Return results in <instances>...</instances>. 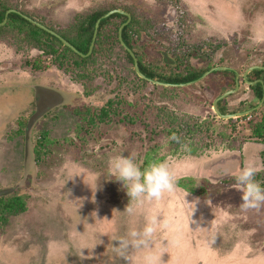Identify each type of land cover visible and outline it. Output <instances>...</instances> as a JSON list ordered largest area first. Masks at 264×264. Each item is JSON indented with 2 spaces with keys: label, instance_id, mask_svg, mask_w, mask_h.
<instances>
[{
  "label": "rangeland",
  "instance_id": "obj_1",
  "mask_svg": "<svg viewBox=\"0 0 264 264\" xmlns=\"http://www.w3.org/2000/svg\"><path fill=\"white\" fill-rule=\"evenodd\" d=\"M252 1L0 0V6L57 32H73L98 10L124 11L136 19V48L146 64L170 65L162 70L167 75L185 62L238 72V91L218 102L231 114L258 104L243 81L249 67L264 65L257 20H264V5ZM17 31L0 35V195L19 197L25 211L0 223V264H125L115 239L146 215L161 218L151 250L162 254V264H264V205L241 209V192L226 174L255 161L264 185V107L219 118L213 106L235 89L230 74L179 87L141 82L121 44L108 61L123 83L96 74L82 79L83 72L59 68L49 45L26 43ZM82 108L100 114L91 126L74 114ZM42 134L44 147L37 146ZM128 153L142 165L166 160L176 177L174 190L160 199L129 205L131 215L126 192L107 169L110 156ZM144 251L123 255L143 264Z\"/></svg>",
  "mask_w": 264,
  "mask_h": 264
},
{
  "label": "trees",
  "instance_id": "obj_2",
  "mask_svg": "<svg viewBox=\"0 0 264 264\" xmlns=\"http://www.w3.org/2000/svg\"><path fill=\"white\" fill-rule=\"evenodd\" d=\"M9 10L12 9L4 4L0 6V24L4 22L6 13ZM111 11L113 10L102 9L80 18V20L76 23L77 25L72 26L73 32L72 30L66 32L53 31L69 42L79 53L82 55H87L93 40L97 22ZM127 20V17L121 14H114L102 20L99 25L94 51L88 57H82L79 54L73 52L71 49L64 46V44H62L58 38L41 30L16 13H11L8 17L7 23L3 26H0V35H6L8 32L18 29L17 34L23 35L21 38L26 43H33V45L37 46L38 48L44 47L46 49L49 45V50H51V53L54 55V62L59 66V68L71 70L72 72L74 71L77 73V75L80 72H83L84 74L79 76L82 79H89V77L96 74L95 79L97 77H104L106 80L109 79V82H112L113 80L119 78L114 77L113 72L117 71H115L113 64H109V61H112L111 56H113V48L115 45H121V42L119 41V29L124 23L127 22ZM138 36L140 37V32L138 30V26L136 25V19L133 17L132 21L126 27H124L122 38L125 45L137 58L140 72L146 78L173 85L188 84L198 80L207 71L197 70L185 62L184 68H181V66L179 67L177 65V72L170 73L168 75L165 74L163 71L165 68H169L170 65H165L161 66L162 68H158V66L148 63L146 64L143 61L144 57L142 54H139V51H137L136 48ZM42 37H44L46 40L41 45H39L37 41H41ZM44 48H42V51L41 49L39 50L42 53H46L47 51ZM122 48L124 49V47ZM123 51L130 65L134 67V60L131 55L125 49ZM180 63L184 64V60L181 59ZM106 67H108V69ZM134 73L141 82L146 81L139 78L135 71ZM255 77L262 78L264 80V71L257 70L255 72ZM120 83H123L122 80H120ZM252 88L256 97L261 99L263 96V86L258 84ZM112 102L113 101H109L108 104ZM105 112L107 114V111H104V114ZM96 113H94V111H92L90 108H82L80 110H75L74 114L84 118L85 120L89 118L88 121H86V124L91 126L100 116V114L96 115ZM82 130V125L77 126L75 129L76 134L79 135L83 132ZM45 138V134H42V137L39 140L40 142L37 146H46L43 142ZM40 156L41 153L37 152V158H40ZM24 211L25 204L19 197H13V195H0V223H4L5 221L7 223L8 218L18 215Z\"/></svg>",
  "mask_w": 264,
  "mask_h": 264
},
{
  "label": "clouds",
  "instance_id": "obj_3",
  "mask_svg": "<svg viewBox=\"0 0 264 264\" xmlns=\"http://www.w3.org/2000/svg\"><path fill=\"white\" fill-rule=\"evenodd\" d=\"M172 138L176 139L175 136ZM261 167L262 165L255 161L245 160L237 170L234 172L229 170L226 173L233 176L235 185L241 192L240 207L243 210L258 209L264 205V185L256 179ZM107 169L115 181L120 183L129 198L126 206L129 215L133 213V208L129 206L132 203L141 204L158 200L163 193L171 192L175 188V173L166 160L142 165L135 153L116 154L108 158ZM192 204L195 205V203ZM160 222L161 218L146 215L141 226L130 227L123 235L115 239V247L120 249L125 264L129 262L123 254L132 248L145 250L143 264H162V254L157 258L151 250L154 234Z\"/></svg>",
  "mask_w": 264,
  "mask_h": 264
},
{
  "label": "water",
  "instance_id": "obj_4",
  "mask_svg": "<svg viewBox=\"0 0 264 264\" xmlns=\"http://www.w3.org/2000/svg\"><path fill=\"white\" fill-rule=\"evenodd\" d=\"M11 13H16V14H19L20 16H22L24 19H26L28 22H30L31 24L37 26L38 28H40L41 30L47 32L48 34L58 38L62 44H64V46L68 47L69 49H71L73 52L79 54L80 56L82 57H88L90 56L93 51H94V48H95V43H96V39H97V36H98V29H99V25L101 23L102 20L106 19L107 17H110L114 14H121L123 16H126L127 17V22L125 24L122 25V27L119 29V41L121 42L122 46L124 47V49L131 55V57L133 58L134 60V68H135V71L137 73V75L143 79V80H146L152 84H155V85H162V86H167V87H179V86H185V85H190V84H193L194 82L192 83H188V84H179V85H173V84H168V83H164V82H159L157 80H152V79H148L146 78L141 72H140V69H139V65H138V60L137 58L135 57V55L132 53V51L125 45V43L123 42V38H122V32H123V29L124 27H126L132 20L131 18V15L124 12V11H120V10H114V11H111L109 12L106 16H103L96 24V29H95V32H94V36H93V40H92V43L90 45V49H89V53L87 55H82L81 53H79L69 42H67L65 39H63L60 35H58L56 32H54L53 30L51 29H48L46 26L40 24V23H37L35 22L34 20H32L31 18L21 14L20 12H17V11H14V10H9L7 13H6V17H5V20L2 24H0V26H3L7 23V20H8V17ZM264 68H259V67H255L253 68L252 70H262ZM207 74H205L206 76ZM203 78V77H202ZM198 81V80H197ZM196 82V81H195ZM238 82L236 83V88L235 90H232V91H229L227 92L226 94H224L223 96H221L215 103H214V112L216 113V115L223 119V120H229V119H232V118H238V117H244V116H247L250 114V112L252 111H249V112H246V113H238V114H235V115H223L219 110H218V107H217V104L218 102H220L221 100L225 99L226 97H228L229 95H231L232 93H235L237 90H238ZM262 102H264V95H263V100Z\"/></svg>",
  "mask_w": 264,
  "mask_h": 264
},
{
  "label": "flooded vegetation",
  "instance_id": "obj_5",
  "mask_svg": "<svg viewBox=\"0 0 264 264\" xmlns=\"http://www.w3.org/2000/svg\"><path fill=\"white\" fill-rule=\"evenodd\" d=\"M262 2L260 3L261 5H264V0H261ZM250 5L252 6V5H255V2L254 1H252L251 2V0H250ZM235 7H230V12H232L233 14H235L236 13V10L234 11L233 9H234ZM229 10V9H228ZM114 11V10H113ZM230 12H229V15H230ZM106 16V15H105ZM231 16V19L232 20H230V22H233L235 19H234V17H232L233 15H230ZM258 20V22H262L261 24H260V26L261 27H263L264 28V20L261 18V19H257ZM125 24V23H124ZM122 27V26H121ZM120 27V28H121ZM264 30V29H263ZM251 32L253 31L252 29L250 30ZM255 67H259V68H264V65H262V66H251V67H249L248 68V70L244 73V78H243V81H244V83H246L248 86H249V88L253 91V88L252 87H255L256 85H258V84H260V85H262L263 86V95H264V80L262 79V78H256L255 77V72L257 71V70H252L253 68H255ZM226 72V73H228V74H230L231 76H232V78L235 80V85H236V83L238 82V85H239V73L238 72H236L235 70H233L232 68H227V67H221V66H219V67H213V68H211L210 70H207L204 74H203V76H205V74H207V75H209V74H212V73H214V72ZM258 71H264V69H262V70H258ZM200 78H202V76L200 77ZM199 78V79H200ZM198 79V80H199ZM195 82V81H194ZM196 82H197V80H196ZM192 83V82H191ZM235 89H237L236 88V86H235ZM234 89V90H235ZM238 89H239V86H238ZM238 91V90H237ZM253 94H254V96H255V98H257L256 97V95H255V93H254V91H253ZM258 99V98H257ZM262 100H263V96H262V98L261 99H258V104H256L255 106H252V108H251V110H248V111H245V112H241V113H246V112H249V111H252V112H255V111H257V110H259L260 108H263L264 107V102H262ZM217 107H218V110H219V106H218V104H217ZM224 109V108H223ZM220 111V110H219ZM223 115H235V114H238V113H231V114H227L226 113V111L224 110V113L222 112V111H220ZM252 112H250V113H252ZM240 114V113H239Z\"/></svg>",
  "mask_w": 264,
  "mask_h": 264
}]
</instances>
